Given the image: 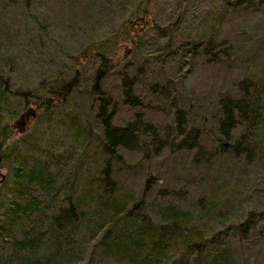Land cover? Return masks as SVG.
<instances>
[{
	"label": "trees",
	"instance_id": "obj_1",
	"mask_svg": "<svg viewBox=\"0 0 264 264\" xmlns=\"http://www.w3.org/2000/svg\"><path fill=\"white\" fill-rule=\"evenodd\" d=\"M222 1L234 8L254 5L253 0ZM8 2H21L29 9L33 0ZM96 2L99 6L93 7L102 14L121 13L132 5L130 18L121 25L124 31L120 38L88 43L76 53H64L57 75L37 88L13 90L10 78L0 75V183L4 182L0 189V264H105L111 259L114 264H243L234 259L225 232L207 231L206 223L226 199V185L212 190L196 211L185 210L184 201L151 204L149 197L168 191L156 190L160 179L150 171L142 195L124 194L125 183L116 167L134 168L124 153L139 149L142 134H151L154 139L160 135L145 118V102L137 93L141 81L137 82L136 76L120 77L121 103L133 116L123 124H114L118 105L102 90L114 69L107 53L115 46L138 42L131 30H136V23L147 22L157 0H140L136 7L129 0H93L92 4ZM81 15L88 18L93 13L85 9ZM32 18L44 28L38 16ZM204 33L194 37L180 57L189 53L192 64L203 59L211 66L222 59L237 62L252 56L250 63L255 67L264 59V50L255 47L242 57L243 48L229 47L217 33ZM249 42L254 43L251 38ZM171 51L167 43L164 55ZM2 56L4 65L20 72L17 53L7 48ZM94 63L97 65L88 77ZM262 67L238 82L234 97L217 98L214 110L207 114L214 123L211 136L198 129L186 134L195 100L187 95L190 108L183 110L173 97L177 103L174 115L165 110L172 124L163 130L164 140L157 139L161 141L156 151L162 154L170 149L179 154L193 150L190 165L206 172L230 153L250 159L257 156L259 160L264 153L260 148L264 133ZM162 74L166 83H153L151 78L144 82L150 102L162 92L178 91L173 87L175 81ZM86 82L93 87L85 97L79 95L88 109L81 115L69 104L78 95L77 87ZM30 109L35 110L37 122L30 132L19 136L15 130L20 126L18 121ZM58 110L65 111L60 114ZM144 157L150 158L148 153ZM260 221H264V210L250 211L229 229L242 244Z\"/></svg>",
	"mask_w": 264,
	"mask_h": 264
},
{
	"label": "rangeland",
	"instance_id": "obj_2",
	"mask_svg": "<svg viewBox=\"0 0 264 264\" xmlns=\"http://www.w3.org/2000/svg\"><path fill=\"white\" fill-rule=\"evenodd\" d=\"M8 1L0 0V75L10 78L13 90L18 87L26 89L27 86L37 88L41 82L51 81L57 75L58 63L64 61V53H76L88 43L101 44L110 38H120L124 31L121 25L130 18L132 12L131 5L117 14L98 13L95 8L99 6V2L92 4L93 0H33L29 9L21 2ZM139 2L140 0H129V3H135V7ZM253 3V6L241 5L234 8L233 5L224 6L222 0H157L147 22L136 23V30H131L138 42L133 46H115L114 51L110 49L107 53L114 69L104 81L102 90L112 95L118 105L114 124H123L133 114L121 103L120 77L122 74L136 76V81H141L137 93L145 102V118L157 127L160 135L154 139L151 134H142L139 149L124 153L127 162L134 165L132 170L116 167L119 178L125 183L124 194L142 195L146 188L145 176L150 171L160 179L159 184L156 183V190L168 191L166 194L155 193L149 197L151 204L157 202L164 206L184 201L182 206L185 210H194L201 201L209 199L212 190L219 188L221 184L226 185V199L218 213L206 223L209 226L207 231L225 232L229 237L234 259L240 263L264 264V221L252 228L242 244H239L238 238L229 229L234 222L243 220L247 212L264 210V153L259 160L257 156L253 159L246 158L241 151L238 155L230 153L220 158L206 172L190 165L193 150L179 154L171 153L170 149L164 150L162 154L156 151L158 142L164 140L163 130L172 124L171 117L165 110L170 109L174 115L177 103L173 102V97L178 98L183 110L190 108L187 95H193L191 97L195 100L192 115L185 128L186 134L198 129L200 133L209 135L212 134L210 130L214 123L211 119L209 121L207 114L214 110L217 98L222 95L234 97L238 82L247 78L254 70L264 67L263 58L254 67L250 63L252 56L245 60L238 59L237 62L222 59L215 66L203 59L192 64L189 53L180 57L194 37L203 36L204 32L219 34L229 47L243 48L245 53L242 57L247 56L255 47L257 50H264V0H253ZM85 9L88 14L93 13V16L87 18L81 15V11L84 12ZM30 12L32 16L41 19L43 29L33 20ZM250 38L253 39V44L249 42ZM167 43L172 51L166 56L164 49ZM7 48L18 55L21 64L18 73L4 65V61L1 62ZM96 65L94 63L89 66L88 77L93 74ZM164 72L175 81L176 86L173 87L178 91L168 90L153 97V101H148L147 85L145 87L144 82L151 78L153 83H166L162 74ZM92 87L90 82L77 87L78 95L69 104L81 115L88 109L79 95L85 97ZM64 111L58 110L60 114ZM20 121L19 119V124ZM36 122L32 116L28 117L15 130L21 136L30 132ZM40 129L46 130L45 126ZM173 141H178V138ZM262 141L260 148L264 152V133ZM145 153L150 158H145ZM171 164L173 166L169 170ZM1 173L4 175V172ZM3 183H0V189ZM107 262L115 263L112 259L105 264Z\"/></svg>",
	"mask_w": 264,
	"mask_h": 264
},
{
	"label": "water",
	"instance_id": "obj_3",
	"mask_svg": "<svg viewBox=\"0 0 264 264\" xmlns=\"http://www.w3.org/2000/svg\"><path fill=\"white\" fill-rule=\"evenodd\" d=\"M35 115H36L35 110L30 109L26 114H24V115L21 116V118H20L21 119L20 125H23L24 124L26 118L31 117V116L34 117Z\"/></svg>",
	"mask_w": 264,
	"mask_h": 264
}]
</instances>
